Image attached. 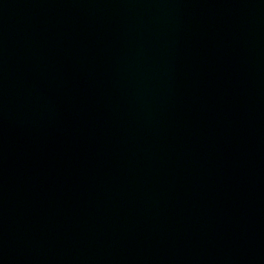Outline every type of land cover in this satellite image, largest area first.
Listing matches in <instances>:
<instances>
[{
    "label": "water",
    "instance_id": "95a60500",
    "mask_svg": "<svg viewBox=\"0 0 264 264\" xmlns=\"http://www.w3.org/2000/svg\"><path fill=\"white\" fill-rule=\"evenodd\" d=\"M0 264H264V0H0Z\"/></svg>",
    "mask_w": 264,
    "mask_h": 264
}]
</instances>
